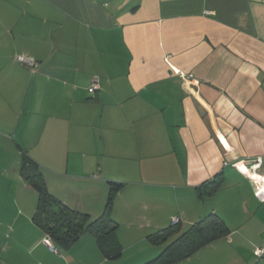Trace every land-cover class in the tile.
Masks as SVG:
<instances>
[{"label": "crops", "instance_id": "crops-1", "mask_svg": "<svg viewBox=\"0 0 264 264\" xmlns=\"http://www.w3.org/2000/svg\"><path fill=\"white\" fill-rule=\"evenodd\" d=\"M262 153L264 0H0V264H143L162 248L147 235L210 213L229 234L176 264H264V201L242 170ZM23 157L91 218L124 183L118 259L89 234L50 249Z\"/></svg>", "mask_w": 264, "mask_h": 264}, {"label": "trees", "instance_id": "trees-1", "mask_svg": "<svg viewBox=\"0 0 264 264\" xmlns=\"http://www.w3.org/2000/svg\"><path fill=\"white\" fill-rule=\"evenodd\" d=\"M20 175L37 193L32 221L50 238L54 249H68L83 235L89 234L94 237L105 258L116 260L121 256L122 248L116 237L117 223L111 217V208L116 194L124 185L123 182H108L109 190L104 209L99 216L91 218L87 213L73 209L52 195L46 187L40 167L29 157L22 158ZM222 182V174L203 182L197 188L198 196L212 194ZM228 234L229 228L215 213H210L186 227L182 226L181 221L171 223L147 235L146 238L151 244L161 245L162 248L155 258L143 264L179 263Z\"/></svg>", "mask_w": 264, "mask_h": 264}, {"label": "built area", "instance_id": "built-area-1", "mask_svg": "<svg viewBox=\"0 0 264 264\" xmlns=\"http://www.w3.org/2000/svg\"><path fill=\"white\" fill-rule=\"evenodd\" d=\"M15 59L25 65L27 68H29L31 71H33L37 67V60L32 57L25 54H18L15 56ZM97 86V79L96 77H93L92 79V85L89 87V92H94L95 87ZM242 170L245 172L246 178L251 183L254 189L255 196L260 200L264 201V153L259 154L254 157L253 162L248 165L245 168H242ZM96 177V175H93ZM180 222V219L178 217H173L171 223H177ZM51 250H55L53 246H50ZM264 251V247L256 249L255 254L257 256H260Z\"/></svg>", "mask_w": 264, "mask_h": 264}]
</instances>
